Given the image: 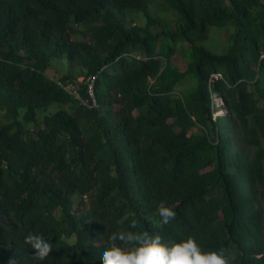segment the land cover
I'll return each mask as SVG.
<instances>
[{
  "label": "trees",
  "instance_id": "1",
  "mask_svg": "<svg viewBox=\"0 0 264 264\" xmlns=\"http://www.w3.org/2000/svg\"><path fill=\"white\" fill-rule=\"evenodd\" d=\"M211 27L230 29L222 53L200 44ZM61 59L57 79L96 76L93 108L48 77ZM262 101L264 0H0V264H100L133 218L264 264ZM161 202L176 215L158 227Z\"/></svg>",
  "mask_w": 264,
  "mask_h": 264
},
{
  "label": "clouds",
  "instance_id": "2",
  "mask_svg": "<svg viewBox=\"0 0 264 264\" xmlns=\"http://www.w3.org/2000/svg\"><path fill=\"white\" fill-rule=\"evenodd\" d=\"M134 56L137 59L141 58V56ZM50 72L51 70L48 69L47 75L50 80L57 79ZM78 77L86 76L81 75L76 78ZM156 215L158 216L157 226L163 227L169 225L176 213L171 207L163 206L161 202V206L156 209ZM129 229L131 230L115 231L108 236L109 241L127 244L128 250L112 243L101 250L100 264H228L223 249L203 251L192 236L181 238L179 242H163L159 234L150 235L147 231L138 230L135 218L130 221ZM25 242L34 250V256L38 260L42 261L51 251L50 243L41 235L29 233L25 236Z\"/></svg>",
  "mask_w": 264,
  "mask_h": 264
},
{
  "label": "rangeland",
  "instance_id": "3",
  "mask_svg": "<svg viewBox=\"0 0 264 264\" xmlns=\"http://www.w3.org/2000/svg\"><path fill=\"white\" fill-rule=\"evenodd\" d=\"M152 15L156 16V15H160L162 17V20L164 22H168L170 23L171 21H176V14L172 13V12H160L159 10L154 9L153 7L150 8ZM230 29H220V28H215V27H211L208 29L207 33H206V39H204L200 44L203 45L205 48H207L209 51H212L214 53H222L225 49V47L227 46L226 43V39L224 40L227 32H229ZM186 47V45L180 47H176V54L179 56L178 59V66L181 70H183L185 68V63L181 57V51L184 50ZM174 55V56H175ZM53 68H50L51 72L50 74L54 75V76H58V74L64 73L67 70V62L65 61V59H61V60H57L53 62ZM191 83L186 80L183 81L181 83L177 84V88L176 91L179 93H183L185 91H187L190 87H191ZM213 103H214V117H218V116H222L224 115L226 112L224 110V105L221 99L214 97L213 96ZM260 107L264 108V102L262 101L260 103ZM67 110H70V108L67 106L66 107ZM53 111L56 110V108L52 109ZM193 133H198V129L194 128ZM238 138V137H237ZM240 148L243 147V144H239L238 145ZM74 201H77V199ZM85 207V205H84ZM83 207V208H84ZM260 209H261V222H262V230H263V235H264V204L260 203ZM84 211V217L88 218V214L86 213V208L83 209Z\"/></svg>",
  "mask_w": 264,
  "mask_h": 264
},
{
  "label": "built area",
  "instance_id": "4",
  "mask_svg": "<svg viewBox=\"0 0 264 264\" xmlns=\"http://www.w3.org/2000/svg\"><path fill=\"white\" fill-rule=\"evenodd\" d=\"M96 76L89 75L86 77H78L73 80H65L61 81L59 79H52L57 86H59L64 92L70 95L73 99L77 100L79 105L91 108L95 105L94 98V84H95ZM84 85L86 89V94L88 95V99L84 100L80 97L81 86Z\"/></svg>",
  "mask_w": 264,
  "mask_h": 264
}]
</instances>
